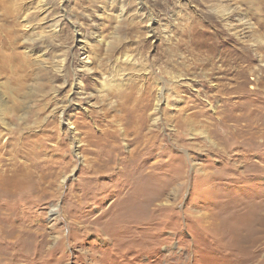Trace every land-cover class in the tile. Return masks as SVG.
I'll use <instances>...</instances> for the list:
<instances>
[{
    "label": "rangeland",
    "instance_id": "obj_1",
    "mask_svg": "<svg viewBox=\"0 0 264 264\" xmlns=\"http://www.w3.org/2000/svg\"><path fill=\"white\" fill-rule=\"evenodd\" d=\"M0 97V264H264V0H0Z\"/></svg>",
    "mask_w": 264,
    "mask_h": 264
},
{
    "label": "bare ground",
    "instance_id": "obj_2",
    "mask_svg": "<svg viewBox=\"0 0 264 264\" xmlns=\"http://www.w3.org/2000/svg\"><path fill=\"white\" fill-rule=\"evenodd\" d=\"M11 9V7L8 5V6H6V9ZM225 14V13H224ZM228 14V13H227ZM66 16V15H65ZM244 23H246V21H242L241 20V22L239 23V24H244ZM245 26V25H244ZM15 57V56H14ZM19 59V58H18ZM20 60V59H19ZM159 99H160V97H159ZM159 99H158V101H159ZM4 107H5V102H4V100H3V98H1L0 97V112H2V110H4ZM70 125H71V123H69Z\"/></svg>",
    "mask_w": 264,
    "mask_h": 264
}]
</instances>
